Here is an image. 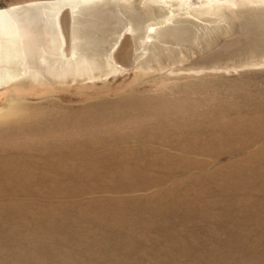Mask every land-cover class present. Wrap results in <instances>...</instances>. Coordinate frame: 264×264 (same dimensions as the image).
<instances>
[{"label":"rangeland","instance_id":"rangeland-1","mask_svg":"<svg viewBox=\"0 0 264 264\" xmlns=\"http://www.w3.org/2000/svg\"><path fill=\"white\" fill-rule=\"evenodd\" d=\"M75 1L99 73L0 87V264H264V0L0 11ZM124 31L129 63L106 72Z\"/></svg>","mask_w":264,"mask_h":264},{"label":"bare ground","instance_id":"bare-ground-1","mask_svg":"<svg viewBox=\"0 0 264 264\" xmlns=\"http://www.w3.org/2000/svg\"><path fill=\"white\" fill-rule=\"evenodd\" d=\"M78 4L80 2L76 1L44 2V4L26 5L0 11V87L6 86L12 91H17L22 88H35L80 77H93V73L96 75L99 73L101 52L94 50L88 55H83L80 44L76 43L77 29L66 26L68 19L66 9L78 7ZM75 13L73 12L72 15H74V20H77ZM55 25L57 33H54ZM40 29L45 31V37L38 31ZM69 30L72 38L68 34ZM74 30L76 34L74 33L73 37ZM145 33H149V30ZM159 34L163 33L160 31ZM129 37L130 35L125 31L118 34L111 48L105 53L103 63L106 72L125 68L123 62L128 63L129 58L127 57L130 55V50L125 49ZM149 37L148 34L144 35L143 50L136 58L139 61V67L146 63L141 58L146 50L145 44ZM51 123L63 126L62 122L57 119H52Z\"/></svg>","mask_w":264,"mask_h":264},{"label":"water","instance_id":"water-1","mask_svg":"<svg viewBox=\"0 0 264 264\" xmlns=\"http://www.w3.org/2000/svg\"><path fill=\"white\" fill-rule=\"evenodd\" d=\"M129 63V62H128ZM125 65H127V64H125Z\"/></svg>","mask_w":264,"mask_h":264}]
</instances>
